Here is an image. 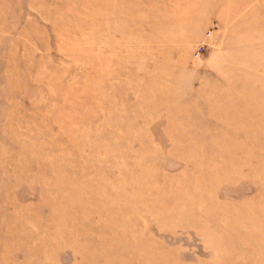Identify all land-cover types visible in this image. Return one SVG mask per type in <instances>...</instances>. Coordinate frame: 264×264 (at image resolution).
<instances>
[{
	"label": "rangeland",
	"instance_id": "1",
	"mask_svg": "<svg viewBox=\"0 0 264 264\" xmlns=\"http://www.w3.org/2000/svg\"><path fill=\"white\" fill-rule=\"evenodd\" d=\"M0 264H264V0H0Z\"/></svg>",
	"mask_w": 264,
	"mask_h": 264
}]
</instances>
